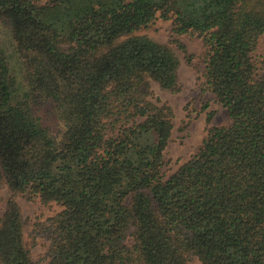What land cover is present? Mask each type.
<instances>
[{
    "label": "trees",
    "instance_id": "trees-1",
    "mask_svg": "<svg viewBox=\"0 0 264 264\" xmlns=\"http://www.w3.org/2000/svg\"><path fill=\"white\" fill-rule=\"evenodd\" d=\"M159 17L202 39L230 120L166 178L174 112L150 82L178 92L179 60L137 34ZM261 40L264 0H0V264H35L17 194L62 208L48 264H264Z\"/></svg>",
    "mask_w": 264,
    "mask_h": 264
},
{
    "label": "rangeland",
    "instance_id": "rangeland-1",
    "mask_svg": "<svg viewBox=\"0 0 264 264\" xmlns=\"http://www.w3.org/2000/svg\"><path fill=\"white\" fill-rule=\"evenodd\" d=\"M43 2L44 0H39ZM148 38L168 45L179 60L177 83L180 90L169 92L154 81L150 87L154 100L168 103L174 112L173 129L164 151L165 163L161 169L163 176H170L177 168L193 155L200 146L207 129L212 125L229 123L224 109L213 97L202 91V73L204 68L205 47L201 38L182 34L176 37L172 32V21L157 18L154 24L137 32ZM178 39L185 50L174 42ZM264 53L263 41H259L257 56ZM189 56V59L187 58ZM207 104V107L205 105ZM213 111L210 120L207 112ZM38 112L52 129L57 128V118L49 103L38 105ZM10 191L6 186L0 187V208L5 210ZM15 199L20 207L23 221L24 239L31 245V258L35 264H48V248L51 242V219L62 209L54 202L42 203L30 200L24 194H17ZM188 264H200L197 256L191 255Z\"/></svg>",
    "mask_w": 264,
    "mask_h": 264
}]
</instances>
